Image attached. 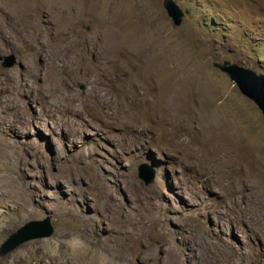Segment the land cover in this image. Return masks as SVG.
<instances>
[{"label":"rangeland","instance_id":"374dc122","mask_svg":"<svg viewBox=\"0 0 264 264\" xmlns=\"http://www.w3.org/2000/svg\"><path fill=\"white\" fill-rule=\"evenodd\" d=\"M175 1L0 0V264H264V0Z\"/></svg>","mask_w":264,"mask_h":264},{"label":"water","instance_id":"95a60500","mask_svg":"<svg viewBox=\"0 0 264 264\" xmlns=\"http://www.w3.org/2000/svg\"><path fill=\"white\" fill-rule=\"evenodd\" d=\"M162 6L174 25L181 24L184 16L183 10L175 0H162ZM15 63L12 54L2 58L1 66L10 67ZM213 65L224 72L233 81L242 95L250 99L264 116V73L224 60ZM138 177L144 184L154 180V172L146 164L138 166ZM54 228L49 217L28 220L10 233L0 245V255H5L19 244L36 238L48 237Z\"/></svg>","mask_w":264,"mask_h":264},{"label":"bare ground","instance_id":"6f19581e","mask_svg":"<svg viewBox=\"0 0 264 264\" xmlns=\"http://www.w3.org/2000/svg\"><path fill=\"white\" fill-rule=\"evenodd\" d=\"M39 54H40V52H39ZM69 90H70V89H69ZM69 90H68V91H69ZM237 169H238V168H237ZM98 242H99V240H98ZM117 257H118V256H117Z\"/></svg>","mask_w":264,"mask_h":264}]
</instances>
